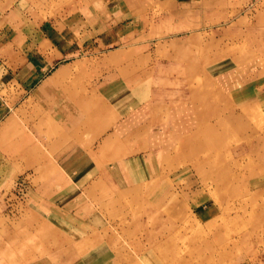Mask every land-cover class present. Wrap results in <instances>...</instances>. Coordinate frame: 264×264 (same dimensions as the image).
<instances>
[{
  "label": "rangeland",
  "instance_id": "obj_1",
  "mask_svg": "<svg viewBox=\"0 0 264 264\" xmlns=\"http://www.w3.org/2000/svg\"><path fill=\"white\" fill-rule=\"evenodd\" d=\"M207 1L0 0L5 60L10 65L25 59L52 66L62 59L91 64L120 47L123 73L137 75L144 92L153 87L173 98L178 89L186 93L208 86L197 68L210 57L235 62L254 56L244 52L254 46L264 59V0L235 5V11H227L235 0H217L215 7ZM260 86L264 90L263 82ZM15 92L10 84L1 95ZM212 96L219 113L229 110L225 99ZM240 124L219 126L212 138L197 135L203 146L189 158L179 150L163 158L153 188L128 194L106 188L94 200L92 228L81 232L59 221V239L42 237L50 244L41 246V253L59 255L73 248L97 264H264V164L257 150L249 152L250 158L245 150L264 131V104L250 107L249 118ZM4 160L3 252L5 221L13 222L5 220V190L13 188L8 178L17 168ZM163 189L171 197L156 205L147 193Z\"/></svg>",
  "mask_w": 264,
  "mask_h": 264
},
{
  "label": "crops",
  "instance_id": "obj_2",
  "mask_svg": "<svg viewBox=\"0 0 264 264\" xmlns=\"http://www.w3.org/2000/svg\"><path fill=\"white\" fill-rule=\"evenodd\" d=\"M251 1L235 0L227 11ZM207 2L218 5L217 0ZM172 21L167 19L169 25ZM3 31L0 158L17 168L8 178L13 188L5 190V220L13 222L5 221L0 264H97L73 248L59 255L42 254L41 246L50 244L42 237L59 239V221L81 232L89 230L94 200L101 192L153 188L163 158L176 150L189 158L203 146L197 135L212 138L219 126L244 124L250 107L264 104V59L254 46L244 50L254 56L243 60L223 64L217 56L210 57L206 66L197 68L204 71L208 86L186 93L178 89L171 98L153 87L144 92L137 75L123 73L120 57L125 50L120 47L91 64L62 59L52 66L25 59L10 65ZM10 84L16 92L5 98L1 91ZM214 93L225 99L229 110L219 113ZM256 138L245 150L249 158V152L257 150L263 165L264 131ZM147 194L156 198V205L171 197L164 189Z\"/></svg>",
  "mask_w": 264,
  "mask_h": 264
}]
</instances>
